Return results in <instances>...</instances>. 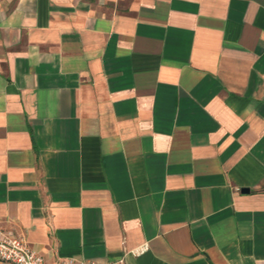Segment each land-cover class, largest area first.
Masks as SVG:
<instances>
[{
  "label": "crops",
  "instance_id": "0c3cea01",
  "mask_svg": "<svg viewBox=\"0 0 264 264\" xmlns=\"http://www.w3.org/2000/svg\"><path fill=\"white\" fill-rule=\"evenodd\" d=\"M0 228L44 264H264V0H0Z\"/></svg>",
  "mask_w": 264,
  "mask_h": 264
},
{
  "label": "built area",
  "instance_id": "2783aa9c",
  "mask_svg": "<svg viewBox=\"0 0 264 264\" xmlns=\"http://www.w3.org/2000/svg\"><path fill=\"white\" fill-rule=\"evenodd\" d=\"M140 250L132 249L135 254ZM0 259L15 264H44V256L28 245L27 238L23 233L0 228ZM60 264H97L94 261L86 260L77 262L74 258H66ZM119 264H124V259L119 260Z\"/></svg>",
  "mask_w": 264,
  "mask_h": 264
}]
</instances>
